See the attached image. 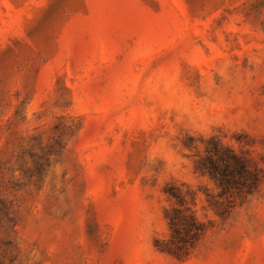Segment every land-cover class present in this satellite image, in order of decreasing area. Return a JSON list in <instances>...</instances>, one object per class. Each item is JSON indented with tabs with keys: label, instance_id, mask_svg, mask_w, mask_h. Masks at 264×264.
I'll return each mask as SVG.
<instances>
[{
	"label": "rangeland",
	"instance_id": "1",
	"mask_svg": "<svg viewBox=\"0 0 264 264\" xmlns=\"http://www.w3.org/2000/svg\"><path fill=\"white\" fill-rule=\"evenodd\" d=\"M210 137L264 167V0H0V264H264V184L218 214ZM174 184L208 225L185 260Z\"/></svg>",
	"mask_w": 264,
	"mask_h": 264
},
{
	"label": "trees",
	"instance_id": "2",
	"mask_svg": "<svg viewBox=\"0 0 264 264\" xmlns=\"http://www.w3.org/2000/svg\"><path fill=\"white\" fill-rule=\"evenodd\" d=\"M54 128L50 148L60 152L71 131L63 121H59ZM204 144V153L198 154L195 160V172L214 182L221 200L214 197L208 200L216 212L223 216L232 206L233 197L246 198L261 189L264 184V167L256 159L241 155L217 137L207 138ZM166 192L177 204L165 211L171 238L167 242L157 240L155 246L179 260H185L207 233L208 225L198 217L195 210L197 191L189 185L184 189L183 184H174L169 185Z\"/></svg>",
	"mask_w": 264,
	"mask_h": 264
}]
</instances>
